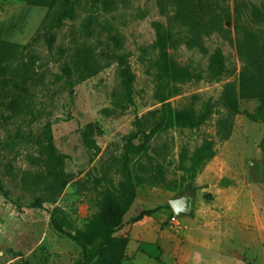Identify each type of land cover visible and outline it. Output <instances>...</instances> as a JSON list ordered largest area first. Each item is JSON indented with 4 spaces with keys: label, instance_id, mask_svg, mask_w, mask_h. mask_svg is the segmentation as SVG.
Instances as JSON below:
<instances>
[{
    "label": "rangeland",
    "instance_id": "374dc122",
    "mask_svg": "<svg viewBox=\"0 0 264 264\" xmlns=\"http://www.w3.org/2000/svg\"><path fill=\"white\" fill-rule=\"evenodd\" d=\"M104 1L82 6L75 21L45 39L46 7L0 0V41L23 47L10 59L8 72L29 75L26 84L14 76L9 85L27 89L15 90L6 100L17 98V111H0V264L82 260L72 235L98 212L99 191L119 184L125 156L134 178L144 180L137 183L128 223L157 209L151 215L156 221L166 214L164 224L174 226L177 235L206 245L208 250L187 247L191 257L197 253L199 264H264V115L255 120L247 116L258 114L262 101L240 100V114H234L223 99L229 86L238 93L246 68L237 40L251 33L264 44V26L255 27L244 17L248 6L264 11V0H229L240 18L224 23L229 40L220 35L206 40L209 55L184 46L174 52L181 64L202 69L205 77L177 84V93L165 103L159 100L151 60L155 55L149 50L156 37L153 24L165 21L156 1L106 0L107 6ZM92 14L94 22L86 27ZM112 37L119 38L120 51L128 55L135 74L129 99L122 93L115 61L95 76L80 75L74 68L80 51L102 56L113 49ZM217 48L227 73L212 80L206 67ZM164 104L205 114L206 121L196 128L167 127L157 113ZM90 124L102 131L94 136L97 151L83 142ZM49 138L66 156L69 179L54 203L45 190L50 183L44 153ZM207 142H212L214 156L192 177L185 168ZM130 146L142 152L130 153ZM183 197L191 200L190 210L177 216L170 202ZM62 221L63 233L55 228ZM146 222L144 227L153 225ZM142 260L136 264L147 262Z\"/></svg>",
    "mask_w": 264,
    "mask_h": 264
},
{
    "label": "trees",
    "instance_id": "16d2710c",
    "mask_svg": "<svg viewBox=\"0 0 264 264\" xmlns=\"http://www.w3.org/2000/svg\"><path fill=\"white\" fill-rule=\"evenodd\" d=\"M31 5L46 7L48 15L43 23L42 35L45 39L49 34L60 29L67 21H75L78 11L89 3L98 0H21ZM159 13L165 17L163 22L153 24L155 30V41L150 46L153 56L152 67L155 71V81L159 85L162 95L160 102L165 103L168 98L177 93V84L187 83L194 79H202V70L192 65H183L175 57L174 52L182 46L191 51H199L204 56L209 55L205 46L207 39L214 35L230 39V30L224 27L225 22L239 19V11L231 10L229 0H155ZM104 5H110L106 0ZM244 13L245 20L255 27L264 26V11L248 6ZM86 27H91L94 22L93 14L89 16ZM40 35V34H39ZM41 37V35H40ZM114 43L113 49L102 56L90 53L76 55L74 68L80 75L95 76L105 68L109 67L113 61L118 65V73L121 81L123 95L129 99L134 92L135 74L132 71L128 55L120 51V40L117 37L111 38ZM238 41V47L243 56L246 68L241 73L240 88L238 93L231 87H227L223 99L226 107L234 114H240V100L261 99L262 106L258 114H247L250 119H257L259 115H264V44L259 39L249 33L248 38L242 42ZM23 48L10 45L0 41V111L8 110L16 112L18 109V99L14 98L7 103L15 90L27 92L26 88L16 85L9 89V85L15 82L14 76L27 83L28 74H9L10 59L15 56L16 50ZM26 48V46L24 47ZM147 51V50H145ZM147 53V52H146ZM66 72L71 70L66 67ZM26 73H29L26 70ZM227 73L225 58L220 48L212 52L208 58L206 67V77L212 80H220ZM11 76H9V75ZM161 122L167 127L196 128L206 121L205 114H196L193 111L174 110L170 104H164L157 112ZM95 135H102V131L97 126L90 124L83 131V142L90 151L99 150ZM130 153L140 154V148L130 146ZM47 157L48 177L50 183L46 186L47 199L54 203L55 196L69 183V179L64 171L66 156L61 154L52 138L44 148ZM214 156L212 142L204 143L190 158V166L185 171L192 177L196 176L201 167ZM118 173L120 182L117 186L102 189L99 191L98 212L87 222L84 230L76 231L72 239L82 250V260L76 264H123L126 259L129 239L118 235L124 226V217L132 208L137 198V183H143V179L134 178L129 166V158L125 156ZM157 209L143 212L135 219V222L150 217ZM55 228L63 233L64 222H56Z\"/></svg>",
    "mask_w": 264,
    "mask_h": 264
},
{
    "label": "crops",
    "instance_id": "0c3cea01",
    "mask_svg": "<svg viewBox=\"0 0 264 264\" xmlns=\"http://www.w3.org/2000/svg\"><path fill=\"white\" fill-rule=\"evenodd\" d=\"M161 215L162 219L158 221L154 219L155 216H150L135 223H128L130 220H127V215L124 217V226L118 232V235L129 239L123 264H136L142 259H145L147 264H199L197 253L192 252V258L190 253L186 252L187 247L190 245L196 250H208L206 245L184 236L185 234L177 235L174 226L164 224V221L169 220V216ZM147 220L153 222V225L144 227Z\"/></svg>",
    "mask_w": 264,
    "mask_h": 264
},
{
    "label": "water",
    "instance_id": "95a60500",
    "mask_svg": "<svg viewBox=\"0 0 264 264\" xmlns=\"http://www.w3.org/2000/svg\"><path fill=\"white\" fill-rule=\"evenodd\" d=\"M170 206L177 216H181L189 212L191 200L188 197L172 200Z\"/></svg>",
    "mask_w": 264,
    "mask_h": 264
}]
</instances>
